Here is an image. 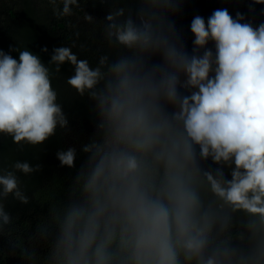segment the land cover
Instances as JSON below:
<instances>
[{
  "label": "trees",
  "instance_id": "1",
  "mask_svg": "<svg viewBox=\"0 0 264 264\" xmlns=\"http://www.w3.org/2000/svg\"><path fill=\"white\" fill-rule=\"evenodd\" d=\"M0 43V94L36 110H0V264L35 241L45 264H264V0H0ZM116 130L138 203L95 168ZM111 201L133 210L100 223Z\"/></svg>",
  "mask_w": 264,
  "mask_h": 264
},
{
  "label": "rangeland",
  "instance_id": "2",
  "mask_svg": "<svg viewBox=\"0 0 264 264\" xmlns=\"http://www.w3.org/2000/svg\"><path fill=\"white\" fill-rule=\"evenodd\" d=\"M93 18L92 19L83 18L82 21L93 24V22L94 23L97 22V21H93ZM118 45L120 47H126L125 40L124 39L121 40L118 43ZM0 46H1V43H0ZM133 61L134 59L132 55L125 54L122 57L121 66L128 68L129 71L134 72L138 76L142 75L143 68L146 69L149 75H153L156 73V69L154 67L147 68V67H144L141 62L134 63ZM186 81L183 82L185 90L190 87L189 82H186ZM72 82L74 84V80H72ZM67 83H68V80L66 81V84ZM77 87L78 86L73 87L74 91L77 89ZM82 89H83L82 87L77 89L75 93V97L82 91ZM190 96L194 100L195 95H190ZM204 97H207V96L204 95ZM195 98L197 99L198 97L196 96ZM189 104L194 105V102L192 103L189 102ZM196 104L198 106L197 107L198 109L195 108ZM195 105L193 107L195 111L191 113V116L201 123V121L206 120L207 115L209 117L210 114H208V112L203 111L202 106L199 105V102L197 100H196ZM2 108H7L9 110L14 111L15 114L17 115V118L20 121H25L27 123H30L34 119L35 112H36L34 93L30 89L16 96L11 95L8 92L1 93L0 94V110ZM96 127H97L96 125L93 126V123L89 124L81 120L76 121V125L73 127L70 134L66 136L67 144L69 146L72 145L74 147L80 148L83 145L84 140H86L88 131L94 130L96 129ZM154 128L156 129V132H157L156 133L157 139L160 140L161 142H163L165 139H170V137L172 136V133L170 132L165 133L163 128H159V127H154ZM127 138H128L127 131L116 130L113 138L108 139V141L104 144V149L98 152V155L94 159V162L98 164L95 168H103V170L105 171L106 175H105L103 185L106 187L109 195H112V192L114 193L116 190L120 191L122 194L124 193V191H126V189L127 190L129 189L131 192L132 200L134 199L136 203H138L139 201L145 200V198L139 195L140 192L134 191L135 187L130 183L128 179L124 178L123 166L120 162H118L121 158V154H123V151L126 150L127 152V148H125L126 146L122 144V139L127 141ZM128 170H132V168H129ZM115 180H117L119 183L114 188V185L116 184ZM131 201L125 202V204H128ZM128 210L129 211L133 210V205L127 208L125 206H118L114 204V202L112 201L110 203L105 202L103 205L99 207L97 216L100 217V223H103L105 221L111 222V221L121 219L122 217H126ZM140 212L141 211L137 213L140 214ZM28 243L30 247L31 242L28 241ZM40 246H41L40 241H35L33 243L29 251V255L27 256L31 260L30 264H45V263H41L37 261L39 260L37 256H46L45 253L40 251ZM29 247L27 248V250H29Z\"/></svg>",
  "mask_w": 264,
  "mask_h": 264
}]
</instances>
